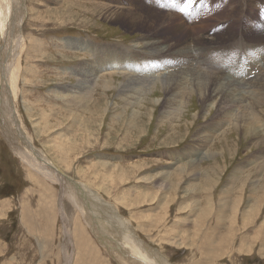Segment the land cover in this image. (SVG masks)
Returning <instances> with one entry per match:
<instances>
[{"label":"rangeland","instance_id":"1","mask_svg":"<svg viewBox=\"0 0 264 264\" xmlns=\"http://www.w3.org/2000/svg\"><path fill=\"white\" fill-rule=\"evenodd\" d=\"M168 1L24 0L26 16L20 27L23 40L14 68L15 73L18 70L12 91L14 111L34 147L63 175L83 187L80 194L85 201L88 199L90 207L101 196L130 223L144 243L171 264H264V165L260 158L264 156V106L235 113L252 115V122L259 127L254 132L256 138L239 134L240 128L233 121L226 127L217 125L223 123L221 119L226 113L218 103L205 113L198 97L190 95L191 85L180 80L184 72L189 76L200 71L238 88L237 81L241 84L252 77L247 67L256 65L264 52V0H180L174 4L171 2L175 0ZM234 6V11L226 16V9ZM127 11L136 15V21L126 24L115 20L118 13ZM143 16H149L154 24H142ZM232 33L234 37L227 38ZM148 35L170 52L161 53L162 58L128 48L143 50L142 39ZM200 35L209 37V43H201ZM65 40L93 44L103 55L101 60L120 69L99 73L91 91L88 88L80 94L73 93L77 92V80H81L74 75L80 73L77 66L84 61L93 64L90 52L69 49ZM178 43L185 45L179 49H189L185 64L172 47ZM2 46L0 39V49ZM6 55H0V95L7 103L11 98L2 78L9 73L12 57ZM144 61L152 65H142ZM147 68L166 74L167 81L157 83L145 94L124 89V95H120V85L129 77L128 73L134 69L140 78L150 71ZM181 81L188 87L183 94L186 105H180L175 112L174 94L164 92L162 83L172 82L175 86ZM102 82L109 85L107 90ZM133 83L147 90L141 82ZM133 83L130 85L135 89ZM137 97L141 102L138 108L126 104L129 98ZM212 104L209 100L203 106ZM4 111L9 113L5 103ZM169 112L178 121L162 119ZM206 136L208 141L203 144ZM9 149L0 137V264H117L91 228L86 227L80 212H76L69 199H64L62 210L69 229H76L78 236L72 237L70 230V238L67 237L59 213L60 185L50 184L30 172ZM184 151L189 156L196 153L198 159H186ZM256 151L263 152L257 156ZM190 161L196 165L192 167ZM115 166L130 179L124 187L121 184L123 190L117 189L120 183L115 188L111 186L115 183L110 185L105 179L104 175L115 170ZM180 166L185 171L178 177L174 172ZM165 171L170 174L164 177ZM111 177L114 178L113 174ZM107 188L111 192L108 196L104 190ZM44 191H51L52 200L41 196ZM139 193L147 196L140 200L136 195ZM134 199L138 203L134 204ZM100 214V218L105 215L102 210ZM200 214L207 218L199 222ZM75 218L98 247H90L96 255L80 249L84 234L77 229ZM119 223L120 227L127 225L120 220ZM96 249L100 252L96 253Z\"/></svg>","mask_w":264,"mask_h":264},{"label":"bare ground","instance_id":"2","mask_svg":"<svg viewBox=\"0 0 264 264\" xmlns=\"http://www.w3.org/2000/svg\"><path fill=\"white\" fill-rule=\"evenodd\" d=\"M23 1L24 0H0V39H2V42H3V46L0 49V51H1L0 53H2L4 55L7 54L6 56H8L9 54H11L10 57H12V63H11V66H9V73L7 72V75H5L4 78H2L3 79V83H4V87H6V89H7L8 96H9V98H11V99L8 100L7 103L4 100H2L3 103H5V105H9V113H6L8 110L5 112V111H3V110L0 109V119H1V122H3V124H4L5 127H6V125H8L9 130L7 131V133H14V135L16 133V135L15 136L13 135L14 137L11 138V139H9V140H6L5 139L3 132L0 133V137L3 138V140L9 142V148H10L9 150H11L12 154L14 155V157H16L18 160H20V162L22 163V165L23 166H26L27 169L30 172H33V174H36V175H40L44 179V181H48L50 184L60 185L61 191H60L59 196H58L59 197V210H60L59 213H61V218H62V221L64 223L63 224L64 225L63 229H64V233L65 232L67 233V237L70 238V230H72V229L71 228L69 229V223H68V220L66 219V214L62 210V204H63V200L64 199H67V200L69 199L70 202L72 203L73 207L75 208L76 212L77 213L80 212V214H81V216H82V218L84 220V223H86V225H87L86 227H89V229L91 228V230L93 232V235L96 237V239H98L99 243L107 249V251L110 254L111 258L115 259V261H116L117 264H171L167 258H164L161 255L160 256L157 255L158 253H156V250L155 249H153L152 247H150L146 243H144L140 239V237L138 236V234L136 233L135 229L130 226V223L126 219H124L121 216H119L118 212L116 211V209L112 205L107 204L104 201H102L101 200L102 198H101L100 195H99L100 198L97 199V204L95 203L96 200L94 199V197H92L95 201H94L93 206H92L93 208L90 207V204L87 202L88 199L86 198L87 201H85L84 200V197L81 196L82 193L80 194V191L81 190L83 191V187L80 184H77L76 181H73L69 177H66L65 175H63V173L61 172V169L59 170L58 166L55 165L52 161H50L43 154V152L41 150H38L37 148H35L34 145L31 142L30 137L23 132V130H22V124L20 123V120H19L20 118L19 119L17 118L18 115H16V112L14 111V107H13V104H14V102H13V99H14L13 95L14 94L12 93L13 88H14V84L17 81V77H18V70L16 69L17 71L15 73L14 68L16 66V62H17L16 59L18 57V52L20 53V51H21L20 44H21V42L23 40L20 27H22L24 17L26 16V13H25V9L26 8L24 9ZM178 1H180V0H175L174 2H171V3L174 4L175 2H178ZM231 1L233 2L235 0H231ZM129 2L130 1H128V3ZM168 2H170V1H168ZM235 6L232 9H231V7L227 8L225 15L228 16L229 13L233 12L234 9L236 8ZM130 12H132V11L118 13L116 15V17H115V20L116 19L122 20L126 24L127 23H131V21H134L135 20L134 17L136 18V15L133 14V13H130ZM113 13H114V11H113ZM19 15H21V16H19ZM16 16H18V19H14V17H16ZM140 22L142 24H147L148 26H152L154 24L153 21L149 18V16H143L142 19L140 18ZM140 22L138 21L137 24H139ZM219 35H221V34H219ZM228 37L233 38L234 37V33L230 34V36L227 35V38ZM198 38H199V36H198ZM252 38H254V37H252ZM248 39H250V38L248 37ZM185 40L187 41V43L189 42L188 37H185ZM198 40H200V42L201 43H204V44H208L209 43V37L208 38H205V37H201V35H200V38ZM232 40H231V42H232ZM142 41H143V47H142L143 50L142 49L141 50H139V49L137 50L135 47H132V46L131 47H128V48H131L130 49L131 51H140V52L143 53V55L144 54L160 55L161 53L163 54V53H166V52H170L169 50H166L165 51L166 47L161 48L159 42H157V40H155L154 37H152L151 35H148L147 37L144 36L143 39H142ZM65 43H66L65 46L67 48L72 47V48H74V50H76L78 52H81V51H84L85 53H89L90 52V54H91L90 64H93V65H89V63L87 64V62L84 61V62L80 63V65L77 66L81 70L79 71L80 73H78V74L75 73L74 75H76L77 78H81V80H77L76 86H75V89H77V92H73V93L80 94L82 91H84V90H86L88 88H89V91H91L90 89L94 85L93 83H94V81L97 78V76H98L99 73H100V75H102V73L109 72L110 70H112V68H114V69H116V68L120 69V67H118L117 65H114V64H112V66L109 65L111 63L110 61L105 62V61L101 60V57L100 56H103V55L100 52H98V50H96L95 47H94V45L91 44V43L81 44V41H80V44H78L79 42H76V41L74 42L72 40H68ZM259 43H261V42H259ZM75 44H77V46ZM253 44H254V42H253ZM238 46H239V44H238ZM168 47L169 46H167V48ZM172 47L173 48L175 47L176 52L179 54V58L182 59V62H184L187 59V55H188L187 52H188L189 49L188 50H187V48H184V50L179 49L181 47H185L184 43L183 44H179L178 43V45L176 44L175 46H172ZM186 47H188V46H186ZM263 48H264V46H263ZM2 54H0V55H2ZM114 54H115V56H119L118 53H114ZM6 56H5V58H6ZM160 57H162V56L160 55ZM93 58H97V59L95 61H93ZM257 58H258V56H257ZM170 59L173 60L172 58H170ZM177 59H175V60H177ZM6 60L7 59H5V61ZM255 60L256 59H254V61ZM131 61H134V60H131ZM168 62L169 61H166L167 64H168ZM135 63L132 64V66L135 65ZM255 63H256V65L247 67V69L251 73L252 77L250 76L249 78H245L244 79L245 82L244 83H241V84H239V81H237L236 83H238L237 84L238 85V88L235 87V86L230 87V85L226 81H224L225 83L223 84L221 82V78L219 79L214 74H213L214 76H212V75H210L211 73L210 74L209 73L206 74V73H203V72H200V71H197V70H196L197 71L196 73H192L189 76H187V72H184V75H182L183 77L180 78V80L186 81L187 83H189L191 85L190 88H192V92L190 93V95L192 96L194 94L196 96L195 98L198 97L199 102L202 103V109H203V111L206 109L204 111L205 113H206V111L208 113L209 112L208 109L211 108V107H213L215 103H218L221 106V108L224 109V110H222V112L225 111L226 113H225V116L221 119V120H223V123H217V125L226 127L227 124H230V122L233 121L234 125H237V128H240V129H237V133L244 134V135L254 136V132L255 131H258V128L259 127L256 126V123H253L252 122V120H251L252 119V115H250V117H249L247 115H244V113H246V112H242L241 114H235V113H238V111L240 109H243L244 111L245 110L246 111H254L257 107L264 106V52L260 56V58H258L255 61ZM9 64L10 63H8V65ZM115 64H118V63H115ZM137 64H138V62H137ZM149 64L152 65V62L145 63V61H144V63L142 65H149ZM184 64H185V62H184ZM6 65L3 66V64H2L3 67H6ZM141 66H140V68H141ZM164 66H166V64ZM164 68H167V66L164 67ZM147 69H150V68H147ZM3 70H4V68H3ZM132 70H134V69H132ZM132 70H131L130 73H128L129 77H126V79H125L126 81H124V83L120 85V88H119L120 95H124V93H123L124 89H125L126 92H129V91L130 92L131 91L134 92V90H137L136 93L138 95L140 93L145 94L147 91L150 92V90H152L156 86L157 83H161L163 80L165 81L166 78H168V77L165 76L166 74H163V73H160L159 74V72L154 71L152 69H150L149 72H145L144 75L142 77L140 76V78H139V77L136 76L135 71H132ZM199 70H200V67H199ZM164 71H166V70L163 69V72ZM168 71L170 72V70H168ZM75 72H77V71H75ZM139 72H137V74ZM94 74H96V75L94 76ZM238 77H240V75ZM105 81H103V82H105ZM133 81H139V83L141 82L144 86L146 85L147 86V90H145L146 87L143 88L142 85L133 83ZM168 81H170V80H168ZM183 81H181L182 83L177 84L175 86H174V84L173 85L171 84L172 82L171 83H169V82L162 83V88H163L164 92H167V94H168L169 91H171L174 94V98L176 99V100L173 99V102H175L174 103V105H175L174 111L177 109V107H180V105H183V106L186 105V98L184 97L183 94H184V91H185V87L186 88H188V87H187V84H185V82H183ZM103 82L101 83L102 84V87L105 90H107L109 88V85L108 84L104 85ZM130 83H133L135 85V89L130 85ZM72 89H73V87H72ZM141 90H145V91L144 92H141ZM72 91H74V90H72ZM72 91H70V92H72ZM132 96L135 97L136 95L133 94ZM1 98L2 97L0 95V100H1ZM125 98L127 99L126 96H125ZM129 99L130 100L127 101L126 104H130L132 106V108L135 109V107L138 108L141 105V102H139L138 97L135 98V99H131V98H129ZM209 100L212 101L213 104L210 105L209 107H205L206 106V103L209 102ZM233 100H235V101H233ZM204 104H205V106H203ZM14 106H15V104H14ZM166 109H167V107H166ZM171 109H169V110H171ZM164 113H166V112H164ZM168 114H169L168 116H165L164 115V117L162 119H167L166 121H168L170 119H172L171 121H174L173 119L177 120V118H173V117L171 118L172 115H171L170 112ZM255 119H253V120H255ZM214 126H216V125H214ZM238 130H239V132H238ZM214 133H213V135H214ZM261 137H262V135H261ZM206 141H208V136H206L205 140H203L201 142L203 144H205ZM256 152L257 153H255V154L258 156L263 151H261V152L260 151L259 152L256 151ZM184 155H187L186 156V159H189V160H191L192 157L195 158V161H196V159H198V156H197L196 153H195V155H190L189 156V154L187 153V151L186 152L184 151ZM260 158L263 159L262 164L264 165V156H260ZM173 159H174V157H173ZM195 161H190V163H188V164L191 165L192 167H194L196 165V162ZM191 162L192 163L194 162V163L191 164ZM258 163L259 162H255V165H257ZM185 164L186 163H184L183 165H185ZM173 165H175V164H173ZM189 165H188V167H189ZM111 171L112 170H110L107 175H104V176H106V178L105 177L104 178L110 183V185L113 184V183H115V185H111L112 187H115V188H116V185L120 183V185H119L120 186V189L119 188H117V189L118 190H123V187L125 186V184H127V182L130 179H128V177H125L126 174L123 175V171L124 170L123 169H120L119 167H116L115 166V170H113L112 172ZM184 171H185L184 166H180L179 169H177L174 172V174H177V176L179 177L181 175V173H184ZM111 174H113L114 178L111 177ZM163 174H165V175H163ZM163 174L162 175L165 177V176H168L170 174V172L169 171H165V172H163ZM164 177H163V179H164ZM30 179H33V182H35V183H39V182L35 181L34 178H32L31 176H30ZM109 180H111V181H109ZM121 184H123V187H121ZM160 186L163 187L164 186V183H162ZM104 190L106 192V193L105 192L104 193L107 196L109 195V193H111L108 188L107 189H104ZM90 195H89V197H91ZM128 195H129V193H128ZM136 195L140 196V200L144 196H147V194H144V193H139V194H136ZM41 196L42 197H45V198L48 197L47 200H52V198H53L54 195L51 194V191H48V192L44 191L41 194ZM92 196H93V194H92ZM94 196H95V194H94ZM95 198H96V196H95ZM161 201H162V199H160V203H161ZM49 203L52 204V202H49ZM102 203H103V206H100V204H102ZM122 203H123V201H122ZM133 203L136 204L138 202H136V200L134 199V202ZM127 204L129 205L130 203H127ZM208 204H210V203H208ZM45 205L46 204L44 203L43 204L44 208H45ZM130 205L132 206V204H130ZM125 206L127 207V205H125ZM101 210H102V212L105 215H103L100 218L99 216L101 215L100 214V211ZM255 210H257V209H255ZM236 211H237V207H236ZM219 214H220V212H219ZM51 217H52V215H51ZM199 217H200V218H198V221L199 222H201V221H203L204 219L207 218L203 214L201 216H199ZM250 218H252V217H250ZM245 219H246V213H244V217H243V220H245ZM119 220L123 222L122 224H125L126 223L127 225L125 227H123V226L120 227V223L121 222L119 223ZM75 221H76L77 229H79V231L82 234H84V237L83 238H81V239L79 238L80 239V244H81V248L80 249L83 250L85 253L87 252V254H88V253H90V250H91L90 247H92V248H98V247H96L89 240V237L86 234V230H84V228L80 227V225L78 224L77 218H75ZM250 221H252V220H250ZM242 223H244V222H242ZM263 223H264V221H263ZM101 226H104L105 228H101L100 229L99 227H101ZM244 226L245 225H243V227ZM254 226L252 225V227H254ZM236 227L238 228V225H236ZM249 227H251V225ZM259 227H260V225H259ZM234 228H235V226H234ZM263 228H264V225H263ZM258 231H260V230H258ZM75 233H76V229L75 230H72V237L73 236L74 237L76 236ZM79 236H80V234H79ZM262 236H264V235H261V237ZM76 237H78V236H76ZM186 237H188V236H186ZM257 238H259V237H257ZM224 239L225 238H223V240ZM256 239H255V242H256ZM227 240L229 241L228 237H227ZM117 242H119V243H117ZM222 244H224V243L222 242ZM183 245H185V242H183ZM203 246H205V245H203ZM208 249L212 251V249L209 246H208ZM208 249H206V250H208ZM91 251L94 253V250H91ZM96 251H95L96 253H99L100 252V250H98V249H96ZM68 262H70V261L67 260V263ZM105 262H107V261H105Z\"/></svg>","mask_w":264,"mask_h":264},{"label":"water","instance_id":"3","mask_svg":"<svg viewBox=\"0 0 264 264\" xmlns=\"http://www.w3.org/2000/svg\"><path fill=\"white\" fill-rule=\"evenodd\" d=\"M18 14H19V13H18ZM18 14H17V15H18ZM19 16H21V15H19ZM14 19H18V16L14 17ZM0 109L4 111V103L2 102V98H1V100H0ZM8 130H9L8 125H6V127H5L4 124H3V122H1V119H0V133L3 132L4 137H5L6 140H9V139L13 138V137L16 135V133H15V135H14V133H7ZM5 133H6V134H5ZM1 135H2V134H1ZM5 135H6V136H5ZM13 135H14V136H13ZM6 143H7V145L9 146V142L6 141Z\"/></svg>","mask_w":264,"mask_h":264},{"label":"crops","instance_id":"4","mask_svg":"<svg viewBox=\"0 0 264 264\" xmlns=\"http://www.w3.org/2000/svg\"><path fill=\"white\" fill-rule=\"evenodd\" d=\"M25 226V225H24ZM26 228V227H25Z\"/></svg>","mask_w":264,"mask_h":264}]
</instances>
